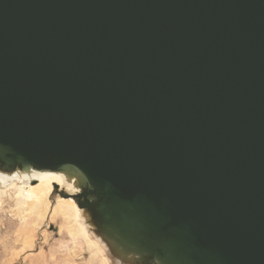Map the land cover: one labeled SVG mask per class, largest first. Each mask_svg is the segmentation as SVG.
<instances>
[{"label": "water", "instance_id": "water-1", "mask_svg": "<svg viewBox=\"0 0 264 264\" xmlns=\"http://www.w3.org/2000/svg\"><path fill=\"white\" fill-rule=\"evenodd\" d=\"M0 171L121 264H264V0H0Z\"/></svg>", "mask_w": 264, "mask_h": 264}, {"label": "bare ground", "instance_id": "bare-ground-1", "mask_svg": "<svg viewBox=\"0 0 264 264\" xmlns=\"http://www.w3.org/2000/svg\"><path fill=\"white\" fill-rule=\"evenodd\" d=\"M35 182H38V184H34ZM54 185L59 190L63 189L72 195L77 193V189L60 174L35 171L8 174L0 171V202L7 193H13L15 202L13 208L16 209L13 213L18 217L21 215L19 220H22L21 224L24 226V229L17 230L15 236L16 244L26 246L27 248L31 247L36 230H38L39 225L45 220L48 207V203L46 204L47 195L50 186V193L52 190L54 191ZM8 197L10 196L8 195ZM57 199L66 201L56 204L57 206L52 211L50 218L51 220H58L57 217L60 216L62 226L59 229V233L62 234V231H65L68 235L69 244L65 242L59 244L62 257L66 258L65 261L68 264H74L75 262H71V260L78 256L80 250L85 249L91 253V259L87 264H108V260L104 256V244L102 245L97 236L96 238L91 237L90 226L86 223L83 210L78 208L72 198L63 199L57 195ZM20 211L24 213L20 214ZM29 220L31 223L28 222ZM43 238L45 241L48 239V235L44 234ZM116 264L121 263L116 262Z\"/></svg>", "mask_w": 264, "mask_h": 264}, {"label": "rangeland", "instance_id": "rangeland-1", "mask_svg": "<svg viewBox=\"0 0 264 264\" xmlns=\"http://www.w3.org/2000/svg\"><path fill=\"white\" fill-rule=\"evenodd\" d=\"M34 184H38V182ZM50 190L48 192L49 196L47 195L46 199L48 207L44 218L45 220L39 225L38 230H36L31 247L29 248L16 244L15 236L17 230L24 229V226L21 224L22 220H19L21 215L18 217L13 213L16 211V209L13 208L15 206L13 193H7L10 197H8L7 194L3 196L5 200L2 198L0 202V264H68V262L65 261L66 258L62 257L63 255L60 252L61 247L59 246V244L63 242L69 244L67 233L65 231H62V234L59 233V229H61L62 226V219L60 216L57 217L58 220H51L50 218L52 216V211H54L57 206L56 204H60L66 200H56L57 195L52 194L53 190L50 193ZM22 212L23 211H20V214H22ZM28 222L31 223L30 220ZM90 232L91 237L96 238L91 227ZM44 234L48 235V239L45 241L43 238ZM99 241L102 242L100 239ZM103 244L102 242V245ZM103 246L105 247L104 256L108 260V264H116V259L110 253L106 245L104 244ZM90 259L91 253L82 249L78 253V256L73 258L71 262H75L74 264H87Z\"/></svg>", "mask_w": 264, "mask_h": 264}]
</instances>
